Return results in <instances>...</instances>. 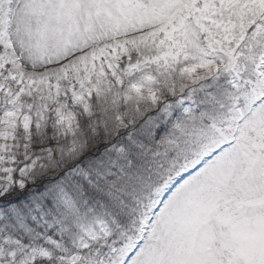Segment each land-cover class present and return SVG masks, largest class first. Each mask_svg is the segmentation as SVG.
<instances>
[{"label": "snow or ice", "instance_id": "6c2138e0", "mask_svg": "<svg viewBox=\"0 0 264 264\" xmlns=\"http://www.w3.org/2000/svg\"><path fill=\"white\" fill-rule=\"evenodd\" d=\"M0 264H264V0H0Z\"/></svg>", "mask_w": 264, "mask_h": 264}]
</instances>
